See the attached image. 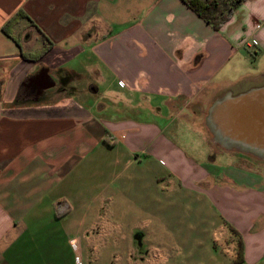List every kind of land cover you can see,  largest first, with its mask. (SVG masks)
Wrapping results in <instances>:
<instances>
[{
	"label": "crops",
	"instance_id": "0c3cea01",
	"mask_svg": "<svg viewBox=\"0 0 264 264\" xmlns=\"http://www.w3.org/2000/svg\"><path fill=\"white\" fill-rule=\"evenodd\" d=\"M19 10L49 43L36 61L1 30ZM7 31L42 47L26 19ZM42 69L52 86L27 89ZM263 82L264 0L217 31L181 0H0V264H92L98 241L123 240L135 261L137 235L204 247L173 260L151 247L143 264H264V164L170 119ZM114 214L135 216L132 238Z\"/></svg>",
	"mask_w": 264,
	"mask_h": 264
},
{
	"label": "rangeland",
	"instance_id": "374dc122",
	"mask_svg": "<svg viewBox=\"0 0 264 264\" xmlns=\"http://www.w3.org/2000/svg\"><path fill=\"white\" fill-rule=\"evenodd\" d=\"M12 36L14 38H16V36H14V35H12ZM18 43H19V41H18ZM23 51H26V50H23ZM26 52H29V51H26ZM34 52H36V51H34ZM263 85H264V82H263V84L250 87V89L260 87ZM244 86H243V88H246ZM228 89H230L231 92H225V93L219 94L217 96H214L209 100V102H204V103H200V104L198 102H195V103L190 104V106L188 107V110H183V112H182V114L188 115L190 121H188V120L185 121V120L181 119V117L179 115H176L177 114L176 111L171 109L170 110V112H171L170 119H175L173 126L177 125L179 128H183V130L191 132L190 133L191 135H189V136L195 138V141H194L195 144L201 145L203 142H205L202 134L198 133L199 125H201L203 127L204 131L206 132V135H207V147L209 148V151H211L213 153H217V152H220L222 150L223 151L226 150L227 152H231L232 154L240 155V156H243L244 154H246V155H244V157L246 159H253L251 157H255L258 159L259 163L264 164V156H262V155L254 154V152H252V151H250V152L245 151L244 149H241L237 145H232V144H227V146L223 145L225 143L224 141H226V140H224L223 143H221V144L218 143L214 134L210 130L209 126L207 125V122H206L207 112H208L210 105L213 104L214 101H216V100H218V99H220V98H222L228 94L230 96H236L242 92H246L247 90H249V89H246V90H243L241 92L240 90H242V89H237V88L234 89V87H232V86L228 87ZM199 106L201 107V109L197 108ZM189 109H191V110H189ZM177 110H179V108H177ZM190 111H195V115H196L195 118L191 117ZM162 113H163V115H165V113H166L165 108H162ZM146 119L150 120L151 118L147 116ZM152 120H154V119H152ZM194 121H195V124H192ZM155 122H158L161 126H164L167 123V120L160 118V119H158V121H155ZM193 125H195L196 127H194ZM193 129H196V130H193ZM177 141L178 142L182 141L180 139V136L177 137ZM203 145H205V144H203ZM140 217H141V215H138V218H140ZM112 219H113V224H115L117 226L119 225L122 228L121 231H127V236L129 238H132L133 234L130 233L132 231H128V230H129V224H131L132 222L135 221L134 215L114 214L112 216ZM126 242H128V241L127 240L108 241V243H109L108 248L104 250L102 247L104 246L105 241H98V250L91 257L92 258V264H143L142 261L139 260V258L142 256L144 251L149 250V248H151V247L153 248V250H154V248L160 249L161 253L167 255L169 257V259L172 258V260L175 257L181 258L183 256V257L187 258V257H191V256H194L197 254L204 255V247H199V246L197 247V245L193 246L191 241H140L139 244H138V242L135 243L136 241H130L131 252H134L137 259L135 261H129V260H127V257H126V253H127ZM179 264H181V263H179Z\"/></svg>",
	"mask_w": 264,
	"mask_h": 264
},
{
	"label": "water",
	"instance_id": "95a60500",
	"mask_svg": "<svg viewBox=\"0 0 264 264\" xmlns=\"http://www.w3.org/2000/svg\"><path fill=\"white\" fill-rule=\"evenodd\" d=\"M30 82L49 88L47 69L40 70ZM206 122L218 143L237 145L245 151L264 156V85L236 96L225 95L210 105ZM138 244L140 237L135 236Z\"/></svg>",
	"mask_w": 264,
	"mask_h": 264
},
{
	"label": "trees",
	"instance_id": "16d2710c",
	"mask_svg": "<svg viewBox=\"0 0 264 264\" xmlns=\"http://www.w3.org/2000/svg\"><path fill=\"white\" fill-rule=\"evenodd\" d=\"M185 3L199 18H201L205 23L210 25L215 31L225 24L233 11L244 1V0H181ZM20 19H26L30 24L35 26L37 29L40 39L42 41V47L36 52H26L20 48L18 40L14 38L7 31L8 27L16 24ZM2 32L11 38L15 44L19 47L20 56L25 60H38L47 50L48 44L47 38L41 32V30L36 27V25L27 17L22 10L17 11L2 27ZM230 230L234 233L235 231L230 227ZM242 254V244L238 240L237 257L238 260ZM237 260H235L236 262ZM238 262V261H237Z\"/></svg>",
	"mask_w": 264,
	"mask_h": 264
},
{
	"label": "flooded vegetation",
	"instance_id": "af4514ba",
	"mask_svg": "<svg viewBox=\"0 0 264 264\" xmlns=\"http://www.w3.org/2000/svg\"><path fill=\"white\" fill-rule=\"evenodd\" d=\"M28 84V83H27ZM38 88V86H37V81H34V82H31V83H29V85H28V88L27 89H30V90H36ZM135 243H137V241L135 242ZM139 246V245H138Z\"/></svg>",
	"mask_w": 264,
	"mask_h": 264
}]
</instances>
